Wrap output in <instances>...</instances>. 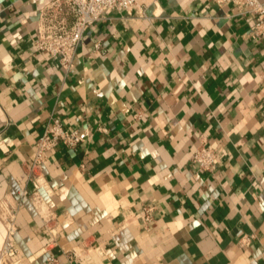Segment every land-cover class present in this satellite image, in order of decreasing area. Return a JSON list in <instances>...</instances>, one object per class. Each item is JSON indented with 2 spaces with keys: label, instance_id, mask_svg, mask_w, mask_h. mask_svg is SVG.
<instances>
[{
  "label": "crops",
  "instance_id": "crops-1",
  "mask_svg": "<svg viewBox=\"0 0 264 264\" xmlns=\"http://www.w3.org/2000/svg\"><path fill=\"white\" fill-rule=\"evenodd\" d=\"M50 1L0 0V204L18 210L26 264H264L253 16L213 0H137L91 25L66 69L35 46ZM57 116L83 140L53 148L39 170L46 222L30 165ZM201 141L218 154L212 170L193 160ZM5 233L0 219V248Z\"/></svg>",
  "mask_w": 264,
  "mask_h": 264
},
{
  "label": "built area",
  "instance_id": "built-area-1",
  "mask_svg": "<svg viewBox=\"0 0 264 264\" xmlns=\"http://www.w3.org/2000/svg\"><path fill=\"white\" fill-rule=\"evenodd\" d=\"M213 2L218 6L232 4L236 7L238 14L252 15L253 24L250 36L255 40L264 37V0H213ZM136 4L137 0H51L39 12L35 46L38 50L46 51L58 58L60 65L68 69L73 65L76 51L91 25L105 19L112 10L130 13ZM96 46L99 48V44ZM82 140L78 130L67 129L57 116L51 118L34 144L35 155L30 165V171L33 174L36 190L32 194V200L46 222H50L54 214L39 194L38 190L45 184L39 170L47 158L48 152L53 148L59 145L75 148ZM217 155L214 148L207 142L201 141L194 153L193 160L200 168L212 170L217 163ZM20 196L23 198L24 192H21ZM5 203L0 204V219L4 222L6 229L5 238L0 248V264H26L20 255L19 248L14 244L18 210ZM150 210L151 208H147L146 211ZM149 218L150 215L147 213L146 219ZM246 241L248 238L242 242ZM79 257L80 255L76 251L68 252L71 263ZM43 264L62 263L58 256L53 254L47 256Z\"/></svg>",
  "mask_w": 264,
  "mask_h": 264
}]
</instances>
